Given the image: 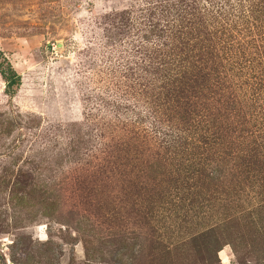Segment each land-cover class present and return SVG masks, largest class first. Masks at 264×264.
Returning <instances> with one entry per match:
<instances>
[{
    "label": "rangeland",
    "instance_id": "1",
    "mask_svg": "<svg viewBox=\"0 0 264 264\" xmlns=\"http://www.w3.org/2000/svg\"><path fill=\"white\" fill-rule=\"evenodd\" d=\"M154 1L0 0V58L20 78L11 98L4 95L0 78V264H105L106 248L105 256L86 263L72 230L77 219L103 239H117L129 230L128 238L139 248L131 264H264L257 218H240L260 200L262 189L241 176L245 170L236 151L226 157L220 175L216 172L215 185L203 165L191 164L192 175L179 171L178 163L164 161L163 151L152 144L151 117L161 122L157 135L171 132L179 127L175 114L182 106L163 104V98L141 88L122 87L142 74L133 66L148 48L140 32L148 15L141 11L148 12ZM253 34L236 32L245 47L250 43L249 51L257 43ZM127 67L133 68L131 75ZM236 80L233 95L250 105L257 95L249 89L254 81L249 76ZM205 95L191 100L189 109L205 114V106L211 107ZM145 135L146 146L141 143ZM228 146L240 148L235 140ZM153 159L160 169L151 177ZM229 172L246 181L233 187ZM195 181L204 190L190 208L186 188ZM23 187H33L38 200L52 202L47 215L31 201L12 205L10 192ZM227 193L231 202L237 197V204L217 206L215 198L225 199ZM146 196L165 211L152 221L140 214ZM200 198L208 210L196 214L190 209L207 208L200 206ZM238 205L242 210L235 209ZM200 233L206 239L196 238ZM214 238L222 243H213Z\"/></svg>",
    "mask_w": 264,
    "mask_h": 264
},
{
    "label": "trees",
    "instance_id": "2",
    "mask_svg": "<svg viewBox=\"0 0 264 264\" xmlns=\"http://www.w3.org/2000/svg\"><path fill=\"white\" fill-rule=\"evenodd\" d=\"M151 5V8L147 7L148 12L147 10L141 11L148 16L146 21L140 23L142 41L143 44H148V48L144 53H140L142 58L133 64L142 74L133 81H125L122 87L130 89V92L141 88L142 91H149L156 99L163 98V104L171 102L176 107L182 106L177 111L180 113L175 114L176 125L179 127L171 132L169 130L158 135L155 128L157 129V125L161 122L146 112L144 113L148 119L152 118L150 119L154 126L152 134L153 137L156 136L152 144L156 146V150L163 151L164 161L178 163L179 171H189L192 175L191 164L203 165L206 172L210 171L209 181L215 185L220 179V167L225 168L228 162L226 157L229 158L231 152L236 151V155L241 159L240 165L245 170V174L241 176L253 180L255 184L258 183L262 189L259 194L260 200L255 206H249L245 216L240 218L249 219L252 216L257 218L256 222L259 225L257 234L263 242L264 136L259 129L264 132V121L256 123V119L258 113H261V119L264 120V65L262 68L260 66L261 62L264 64V0H233V2L230 0H155ZM114 15V18L121 16V14ZM239 29H245L249 34L254 33V38H252L257 43L253 45L252 51L246 48L249 42L246 43V47L240 43L241 39L236 35ZM134 33L137 32L134 31ZM144 62L147 64H143ZM235 68L239 71L244 69L249 71L247 76L254 81L249 89L260 95L252 98L248 106L233 95L234 88H237L233 85L237 83L236 78L238 80L247 78L245 73L236 75ZM127 71L131 75L133 68L127 67ZM0 78L3 82L4 95L11 98L20 85V78L3 57L0 58ZM132 82H135L133 89L130 87ZM240 86L242 85L239 84L238 87ZM115 88L122 91L118 84H115ZM204 94H206L205 98H209L211 106L210 108L205 106V114L190 110L191 100ZM234 118L237 119L239 127V129L236 128L237 131L232 129ZM144 137L146 135L143 136L141 143L146 146L148 141ZM230 140L237 141L240 148L233 150V146H228ZM208 154L209 157H207ZM157 156L160 158L162 155L157 153ZM210 162L213 166H210ZM157 163L159 162L154 159L150 163L151 177L160 169ZM216 172H219V175ZM229 175L233 173L229 172ZM230 178L233 187L239 183L238 180H244L235 175ZM194 179H199V177ZM27 188H17L18 191H11L9 201L14 206H24L30 201L34 202L35 205L41 207V213L47 215V212L53 208L52 202L45 198L38 200L34 188ZM186 190L190 191L186 200L191 208L200 197L199 190L203 191L204 187L199 181H195L191 186H187ZM230 196L231 194L227 193L225 199L215 198L216 202L219 199L217 206H222L221 203L224 201L233 205L234 201L231 202ZM236 199L237 197L234 203ZM200 200V206L207 207L206 200L203 198ZM151 201L152 199L148 200L146 196L144 201L146 208L140 212L144 220H151L155 215L165 212L160 203L156 204V201L151 203ZM240 207L238 205L235 209L242 210ZM207 210L208 207L199 210L190 209L196 214ZM234 213L236 214V210ZM75 221L68 223V229L69 224L74 222L72 230L79 236L86 263L93 262L95 256H105L104 248L107 253L105 264L133 263L132 260L139 248L135 241H130L128 238L129 230H124V233L117 239L109 237L103 239L97 232L93 233L85 223L78 219ZM153 224L159 227L157 226L159 224ZM151 225L149 222L148 226ZM223 225L225 226L224 223L218 226V230ZM174 228L181 230V224L180 226L176 224ZM156 230L158 231L157 228ZM196 238L201 241L206 239L203 233ZM213 241L215 244L222 243L216 238ZM202 244L204 245V242ZM216 247L214 246L213 249ZM204 249H209V246H205ZM45 262H48V259Z\"/></svg>",
    "mask_w": 264,
    "mask_h": 264
}]
</instances>
